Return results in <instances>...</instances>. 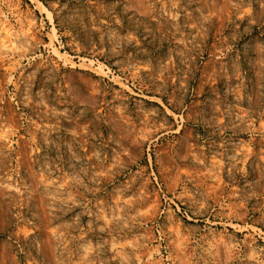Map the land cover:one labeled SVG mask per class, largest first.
I'll list each match as a JSON object with an SVG mask.
<instances>
[{
	"label": "rangeland",
	"instance_id": "374dc122",
	"mask_svg": "<svg viewBox=\"0 0 264 264\" xmlns=\"http://www.w3.org/2000/svg\"><path fill=\"white\" fill-rule=\"evenodd\" d=\"M0 264H264V0H0Z\"/></svg>",
	"mask_w": 264,
	"mask_h": 264
}]
</instances>
